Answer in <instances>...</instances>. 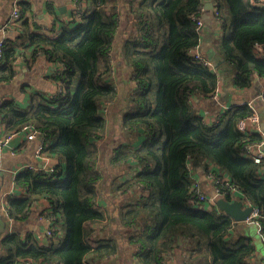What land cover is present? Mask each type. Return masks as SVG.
I'll return each mask as SVG.
<instances>
[{
    "label": "trees",
    "instance_id": "trees-1",
    "mask_svg": "<svg viewBox=\"0 0 264 264\" xmlns=\"http://www.w3.org/2000/svg\"><path fill=\"white\" fill-rule=\"evenodd\" d=\"M214 1L222 29L218 52L224 66L234 68L233 85L249 87L255 74L264 76V58L254 53L256 43L264 45V6L250 0ZM92 2L77 23L55 36L32 33L27 45L64 65L55 74L63 90L34 95L26 111L15 100L0 102L8 135L33 126L44 137L42 152L59 160L53 173L18 172L15 185L26 193L8 196L6 203L8 216L18 219L39 198L48 199L51 206L40 216H54L53 233L44 244L6 235L0 240V264L26 259L35 264H116L121 251L127 253L121 238H127L140 264H167L175 249L184 246L186 264H251L253 237L233 235L231 216L191 201L190 164L227 175L229 186L260 209L264 241V160L255 162L245 152L247 143L263 136L238 128L239 120L255 109L235 104L206 123L191 100L212 97L220 79L219 72L190 56L201 40L196 19L203 0ZM20 5L23 10L29 6ZM20 52L12 40L3 41L0 82L14 77ZM121 69L128 72L132 88L122 116L126 139L114 144L107 159L110 180L100 166L98 142L108 123L104 107L119 93L114 76ZM109 193L111 207L100 203H108ZM113 229L122 232L120 239L109 237Z\"/></svg>",
    "mask_w": 264,
    "mask_h": 264
},
{
    "label": "crops",
    "instance_id": "crops-1",
    "mask_svg": "<svg viewBox=\"0 0 264 264\" xmlns=\"http://www.w3.org/2000/svg\"><path fill=\"white\" fill-rule=\"evenodd\" d=\"M18 1L0 0V40L2 38L10 39L17 46V49L21 50L19 54L21 57H17L14 61V77L9 81L0 82V102L15 100L18 108L26 111L34 95H50L57 88L56 65L44 53H34L27 48L31 34L35 32L51 36L59 34L65 26L77 23L80 14L85 11L88 12L93 6V2L92 0H80L76 6L75 0H21V3L25 2L29 6L23 10V6L20 5V18L7 26L14 4ZM210 3L213 4V7ZM214 4V0H203L200 14L203 21L200 48L212 62L213 56L219 54L217 41L222 32L221 22L214 13ZM79 11L80 14L75 15ZM213 64L215 66L214 62ZM215 70L220 73L219 94L216 98L192 97L191 100L195 105L196 112L203 117L204 122L213 123L221 112L232 105L257 99L255 107L260 116V128L264 134V100L259 99L260 94L264 92V76L255 74L252 77L255 79L252 80L249 87L237 88L233 85V87L227 88L224 74L216 66ZM224 72L225 74L228 73ZM233 74L234 71L231 78ZM6 136L8 133L0 119V140ZM43 141L42 134L30 140L27 138V132L22 130L15 133L5 144L0 142V240L8 234L15 233L28 243L38 241L40 244H44L48 241L46 234L48 219L42 217L40 220V213L47 210L46 198H39L32 209L18 219L9 217L6 209L8 196H22L26 193L24 188L16 186L14 182L16 174L24 170L25 165H31L32 170L42 172L50 166L58 165L59 160L57 158L43 152H37V149L43 146ZM115 143V140L110 142V147L112 148ZM190 167L193 184H197L201 191L208 195L215 193L218 184L213 177L209 176V171H206L205 167L201 165L190 164ZM110 172L113 174V171L110 170ZM109 192L111 193V191ZM110 193L108 196L113 197ZM241 196L243 195L240 191L236 192V196H232L231 200ZM100 203L109 207L111 205H109V200L107 203L105 199H100ZM204 207L208 208V204H204ZM97 231L100 232L99 229ZM232 231L233 235L243 234L253 237L256 252L251 258V264H264V241L258 232L257 225L247 220L236 222ZM125 247L128 249L127 253L121 251V254L116 258V264H127L125 262L126 257H129L130 260L128 264H140L131 254L130 246ZM185 249L186 246L177 247L173 256L167 259V264H186L184 261L185 254L189 256V253L185 252ZM123 255L127 256L124 257ZM103 263L109 264L111 262L105 260Z\"/></svg>",
    "mask_w": 264,
    "mask_h": 264
},
{
    "label": "built area",
    "instance_id": "built-area-1",
    "mask_svg": "<svg viewBox=\"0 0 264 264\" xmlns=\"http://www.w3.org/2000/svg\"><path fill=\"white\" fill-rule=\"evenodd\" d=\"M20 1L21 0H19L18 2H16L14 4V8H13V11L11 13L10 19L7 22V26L15 23L20 18V16H21ZM250 1L253 5L264 6V0H250ZM79 2H80V0H75V4H77L76 6H78ZM214 13L217 16H219V14H220V9L216 4H214ZM79 14H80V11L77 12V14H75V15H79ZM196 22H197L196 28L201 33L203 21H202L200 15L197 16ZM4 40H5V38H2L0 40V58H1V48H2V44H3ZM254 53H255L256 57L264 58V45L262 43H259V42L256 43L255 47H254ZM190 56L192 57L193 60H195L197 62H201L204 65L215 69V66H214L213 62L210 60V58H207L203 54V52L200 48V43H198L195 47H193L190 50ZM19 57H21V56H18V58ZM54 64L56 65L55 74H56V71H57V73H61L64 69V65L61 62L54 63ZM61 90H63V83L57 81V88L54 91V93L61 91ZM218 94H219V88L216 89V91L212 97L216 98L218 96ZM50 95H52V94H50ZM259 99L264 100L263 93L260 94ZM256 101H257V99H252L250 101L245 102L249 106L254 108L255 110L251 115L244 117V118L239 120L238 128H239V130H241L243 132H254V131H256V132H259L262 134L263 138L260 141L249 142L245 145L246 155L248 157L253 158L255 160V162L260 163L262 160H264V134L260 128V116L257 113L256 107H255ZM23 130L25 132H27V138L30 140L35 139L39 134H41V132L38 129L34 128L33 126H28V125L24 126ZM15 133H17V132H15ZM15 133L9 134L5 138L1 139L0 140L1 144H5L7 141H9L15 135ZM42 148L43 147L40 146L37 149V152L41 153ZM26 168L27 169H33V167L31 165H25L24 169H26ZM54 171H55L54 166H50L47 170H43L44 173H53ZM208 173H209V176L213 177L215 179L216 183L218 184V187H217L216 192H215L217 195H221V196H225V197L227 195H231V196L235 197L236 192H239V190L235 186H232V185L229 186V180H228L229 178L227 175L218 176L215 173L214 169L210 170ZM225 184L228 187H226ZM193 189L195 190V194L191 198V201L193 203H195L197 206H200V207H204V204H208L207 209H211V208H213V206L216 207L215 196L208 195L207 193L202 192L197 184H193ZM46 201H47V210H48L49 207L51 206V202L48 199H46ZM249 205L253 206V210H252L250 216L248 217L247 221L255 223L257 225L258 232L262 236L261 223L259 221V217L262 216L260 209L257 206H255L249 199L245 198V206H249ZM47 210H46V212H47ZM47 219H48V224L46 225V234L49 236L53 233V228L51 226V220L54 219V216L49 217ZM40 220H42L41 216H40ZM20 264H35V262L31 259H26V260L22 261Z\"/></svg>",
    "mask_w": 264,
    "mask_h": 264
},
{
    "label": "rangeland",
    "instance_id": "rangeland-1",
    "mask_svg": "<svg viewBox=\"0 0 264 264\" xmlns=\"http://www.w3.org/2000/svg\"><path fill=\"white\" fill-rule=\"evenodd\" d=\"M213 62L215 63V66L218 68V70H221V72L224 74L226 87L227 88L233 87L231 75L234 71V68L228 66V69H224L225 66L223 64L217 65L214 60V56H213ZM224 71L228 73L225 74ZM114 79L115 82L117 83L119 95L117 96L116 100L106 104V106L104 107V113L105 116L107 117L108 123L104 138L98 142V146L100 148V166L104 171L105 178H108L110 180L112 175L110 170L111 171L113 170L107 167L108 166L107 159L112 154L113 148L110 147L109 143L114 142V140L117 141L116 143H119L126 139V136L123 133V130L121 129L122 128L121 124H122L123 114L126 112V110L129 109L128 94L130 92V89L132 88L131 82L128 81V72L126 70H122L120 72L117 71L114 76ZM116 171L117 170L115 169V172ZM107 199L109 200V205L110 204L112 205L114 198L107 195ZM121 235L122 232L117 231V229H113L109 237L112 238L118 237L117 239H120ZM126 240L127 238L126 239L121 238L120 241L123 242L124 250L128 251V249L125 247L128 245ZM123 256L126 257L127 255H123ZM129 261H130L129 257L128 258L126 257L125 262L128 264Z\"/></svg>",
    "mask_w": 264,
    "mask_h": 264
},
{
    "label": "water",
    "instance_id": "water-1",
    "mask_svg": "<svg viewBox=\"0 0 264 264\" xmlns=\"http://www.w3.org/2000/svg\"><path fill=\"white\" fill-rule=\"evenodd\" d=\"M210 5L213 7L212 3H210ZM214 60L217 65H224V60L219 54L214 55ZM224 69H228V66H225ZM254 79L255 78H252V80ZM212 195L216 198V208L231 216L236 222L247 220L253 210V206H245V197L243 196L231 200L225 196L217 195L216 193H213Z\"/></svg>",
    "mask_w": 264,
    "mask_h": 264
}]
</instances>
